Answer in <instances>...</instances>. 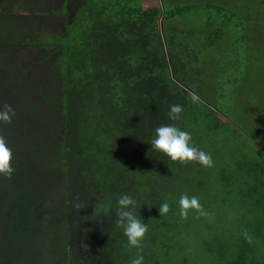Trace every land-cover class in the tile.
Instances as JSON below:
<instances>
[{
  "label": "trees",
  "instance_id": "trees-1",
  "mask_svg": "<svg viewBox=\"0 0 264 264\" xmlns=\"http://www.w3.org/2000/svg\"><path fill=\"white\" fill-rule=\"evenodd\" d=\"M145 1L0 0V264H264V0ZM162 124L213 166L153 150ZM125 193L142 249L115 224ZM181 194L210 215L182 218Z\"/></svg>",
  "mask_w": 264,
  "mask_h": 264
},
{
  "label": "clouds",
  "instance_id": "clouds-1",
  "mask_svg": "<svg viewBox=\"0 0 264 264\" xmlns=\"http://www.w3.org/2000/svg\"><path fill=\"white\" fill-rule=\"evenodd\" d=\"M193 102H198V97L194 93H189ZM183 107L180 104L170 105L168 111V118L172 121L181 119ZM15 115V110L10 104L0 105V123L11 124L12 117ZM151 148L155 151L162 152L170 158L173 162L180 164H187L196 162L204 167H212L214 162L210 153L205 152L199 146L192 143V134L189 131L182 130L175 124H162L154 129V136L150 142ZM13 158L12 149L8 147L4 136L0 135V175L11 178L14 168L11 160ZM77 201L79 197L75 198ZM118 207L116 208L117 227L123 229V234L127 237L128 246L141 248L147 232L148 225L143 222L141 217L135 213L136 201L129 194H122L117 200ZM179 214L182 218L187 219L189 211L194 210L200 216L208 217L210 214L206 212L203 205L200 203L199 197L188 196L181 194L179 200ZM78 210L85 207V202H78L74 204ZM159 213L162 217H166L170 211V205L163 202L158 207ZM109 209H105L107 214ZM96 212H93V214ZM245 239L252 243L251 236L245 231ZM143 255H137L136 258L131 259V264H143Z\"/></svg>",
  "mask_w": 264,
  "mask_h": 264
},
{
  "label": "rangeland",
  "instance_id": "rangeland-1",
  "mask_svg": "<svg viewBox=\"0 0 264 264\" xmlns=\"http://www.w3.org/2000/svg\"><path fill=\"white\" fill-rule=\"evenodd\" d=\"M159 0H146L143 4L144 7H157L159 6Z\"/></svg>",
  "mask_w": 264,
  "mask_h": 264
}]
</instances>
